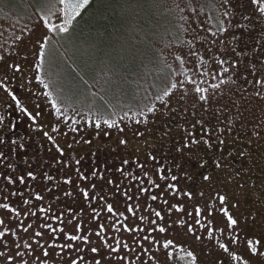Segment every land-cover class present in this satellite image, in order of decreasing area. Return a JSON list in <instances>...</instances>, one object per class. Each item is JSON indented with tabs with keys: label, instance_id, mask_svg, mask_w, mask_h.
<instances>
[{
	"label": "snow or ice",
	"instance_id": "6c2138e0",
	"mask_svg": "<svg viewBox=\"0 0 264 264\" xmlns=\"http://www.w3.org/2000/svg\"><path fill=\"white\" fill-rule=\"evenodd\" d=\"M131 4L132 0H121L118 6L122 14ZM145 4L156 8L159 7V0H145ZM251 4L256 12L264 16V0H251ZM228 5L229 0H222L220 7L224 10L220 15L224 18L230 17ZM114 6H117L114 0H37V12L45 31L35 42L38 50L34 70L35 78L44 89H48L45 97H52L50 105L57 125L52 129L53 133L68 134L62 132L59 125L72 133L81 130V123L94 126L97 130L102 124L109 128L118 127L115 120H102L99 114L93 120L91 108L83 114V119H76L82 116L81 107L89 98L97 96L92 89L103 90L110 83V54L100 45L103 40L102 21ZM82 8L89 16L90 27L81 43L76 44L67 40L76 31L75 25L71 29L69 25L74 20L78 24L77 17L84 19L79 11ZM191 12L195 14L197 9L192 8ZM57 13L65 17L59 23L54 19ZM208 19H216L213 36L228 31L224 19L212 16ZM56 37L60 38V42H54ZM64 41H67V46ZM187 44V55L194 57L196 64L193 68H185L184 56L177 55L174 61L179 62L180 71L171 64L166 65L170 79L156 97L164 106L168 105L167 98L175 91L182 90L187 94L188 86H191L199 102L207 103L210 95H216L223 85L236 83L233 77L239 71L238 63L215 56L206 59V54L196 50L192 41H187ZM61 48H64L63 52ZM2 61L4 56L0 55ZM211 63H215L218 70L210 71ZM6 69L14 73L22 72L19 63L8 64ZM250 74L254 77L252 95L257 100H264V64L260 67L252 64ZM0 88L7 91L2 78ZM10 94L28 128L43 130L41 113L30 111L21 98ZM146 109V112L135 113L142 118L135 120L137 125L141 122L147 124V113L158 111L155 106H146ZM69 111L72 115L68 114ZM128 118L126 113L122 119ZM4 121L5 117L0 115V129L13 132L17 128L16 123L5 125ZM43 135L51 141L59 158L34 161L35 166L25 159L20 171L15 157L21 152L26 154L31 136L6 138L0 135V264H29V260L35 264H48L53 256H67L64 264H135L137 261L146 264L143 256H148L151 264H169L177 249L184 253L187 264H200L196 247L204 252L211 264H249L241 249L252 256H264L260 240L249 231L255 216L247 213L234 215L230 208L236 209L239 205L232 203L227 194L215 192L206 195L202 185L211 186L212 177L201 172L200 181L188 167L193 146L205 144L211 148L210 140L197 139L195 133L189 132L183 141L174 146L177 155L172 163L165 165L161 161L167 157L158 159L150 152L144 162L135 163L137 172L126 170V166L132 163L127 159L116 168L109 167L107 163L85 166L83 158L65 155L64 147L57 142L55 135L47 130L43 131ZM137 135L143 136L144 133ZM119 143L126 145L128 141L121 139ZM186 155L189 157L187 162ZM149 161L153 165L151 168L148 167ZM207 163L204 160L198 162V166L204 169ZM215 166L220 168V162L216 161ZM53 168L56 169L55 174H52ZM57 191L60 195L56 194ZM46 194L52 202L45 203ZM65 199L78 202V208L70 205L59 208L58 205L63 204ZM151 202H156V207ZM102 213L107 223L100 222ZM28 220L32 222L26 223ZM53 220L56 226L51 222ZM113 231L121 236L123 233L128 235L126 238L108 236ZM61 236L64 243H58ZM50 249L53 250L51 253ZM153 249L156 253L165 251L167 258L156 256L152 253Z\"/></svg>",
	"mask_w": 264,
	"mask_h": 264
},
{
	"label": "rangeland",
	"instance_id": "374dc122",
	"mask_svg": "<svg viewBox=\"0 0 264 264\" xmlns=\"http://www.w3.org/2000/svg\"><path fill=\"white\" fill-rule=\"evenodd\" d=\"M114 3L117 6L110 10L112 19H104L110 21L112 28L103 25L100 45L110 54L111 80L103 90L93 88L97 96L90 97L85 106L77 104L81 107L82 116L76 119H83V114H87L91 108L93 120L99 114L102 120H115L118 127L109 128L102 124L97 130L94 126L81 123V130L72 133L59 125L67 135L52 132L57 126L50 105L52 97H45L44 93L48 89H44L35 78L34 63L38 50L35 42L45 31L37 9L29 6L22 11L0 10V55L4 56V61L0 62V78L4 79L7 86V91L0 88V115L5 117V125L9 122L17 124L13 132H8L6 128L0 129V135L6 138L31 136L26 154L21 152L15 157L20 164L18 171L24 167L25 159L35 166L34 161L59 158L51 141L44 137V130L55 135L57 142L64 147L66 156L83 158L85 166L107 163L109 167L116 168L121 166L122 160L127 159L132 163L126 166V170L137 172L139 170L135 169V163L144 162L150 152L157 155L158 159L167 157L161 163H172L177 155L174 146L183 141L187 133H195L197 139L210 140L212 147L205 144L193 146L192 158L188 163L190 171L200 181L201 172L210 175L211 186L203 184V190L206 195L219 192L230 196L231 202L239 205L236 209L230 208L234 215L247 213L255 216L249 231L255 239L260 240V250L264 251V100H257L252 95L251 82L254 77L250 74L252 64L257 67L264 64V16L254 10L251 0H229V18L220 15L224 10L220 7L222 0H159V7L156 8L147 7L145 0H132L131 7L123 14L118 6L121 0H114ZM23 5L19 7L23 9ZM192 8L197 9L195 14L191 12ZM209 16L224 19L228 31L213 36L212 33L216 32V19L209 20ZM54 19L59 23L63 15L57 13ZM74 23L72 27L75 25L76 31L67 40L80 44L89 29ZM187 41H192L202 55L206 54V59L215 56L238 63L239 71L233 77L236 83L223 85L216 95H210L207 103L199 102L191 86H188L187 94L182 90L175 91L167 98L168 105L164 106L156 97L166 88L170 79L166 65L171 64L180 71L179 62L174 61L177 55L184 56L185 68H193L196 64V59L187 55ZM54 42H60V38L56 37ZM63 43L67 46V41ZM60 51L63 52L64 48ZM12 63H19L22 72L14 73L6 69ZM209 70L216 71L218 66L211 63ZM10 93L21 98L30 111L41 113L43 130L28 128L27 122L21 120L19 108L14 105ZM146 106H155L158 111L147 113V124L141 122L137 125L135 120L142 118L135 113L146 112ZM126 113L129 118L122 119ZM68 114L72 115L70 111ZM139 132L144 135H137ZM121 139L128 143L120 144ZM221 140L223 143H220ZM204 160L208 162L207 166L200 169L198 162ZM187 161L189 157L186 155ZM216 161L220 162V168L215 166ZM152 166L149 161L148 167ZM51 171L55 174L56 169ZM132 191L135 192V189ZM56 194L60 195V192ZM49 202L52 201L46 194L45 203ZM151 203L156 207V202ZM67 205L78 208L79 203L65 199L58 206L62 209ZM103 216L102 213L100 222L107 223ZM51 222L56 226V221ZM112 235L126 238L128 234L123 233L121 236L114 231L108 233V236ZM58 243H64L62 236ZM49 251L51 253L53 250ZM195 251L200 264H211L199 247ZM240 251L249 260V264H264V256H252L243 249ZM152 253L167 258L163 250L156 253L153 249ZM67 259V256H53L48 264H64ZM142 259L146 264H151L148 256ZM29 264L35 262L29 260ZM169 264H187L184 253L177 249Z\"/></svg>",
	"mask_w": 264,
	"mask_h": 264
},
{
	"label": "trees",
	"instance_id": "16d2710c",
	"mask_svg": "<svg viewBox=\"0 0 264 264\" xmlns=\"http://www.w3.org/2000/svg\"><path fill=\"white\" fill-rule=\"evenodd\" d=\"M161 1H163V0H161ZM208 1H210V0H208ZM161 3H163V2H161ZM23 5L24 6V8L23 9H21L20 7H19V5ZM30 6V8H34V9H37V0H0V10L2 11V12H5V11H16V10H20V11H22V10H24V9H27V7H29ZM81 15H83L84 16V19L83 20H80V18L78 17V18H76V20H78L79 21V25H81L82 26V28L83 27H86V29H89V27H90V23H89V16L83 11L82 12V14ZM106 17L108 18V19H112V14H111V11H109L107 14H106ZM75 23H76V21H74ZM73 22V23H74ZM109 22L110 21H106V20H103L102 21V28H101V31L103 30V25H104V27H108L109 29H111L112 27L110 26V24H109ZM74 23V24H75ZM115 23V22H114ZM77 24V23H76ZM116 24V23H115ZM117 25V24H116ZM118 27H120L119 25H118ZM117 27V28H118ZM70 28H72V25L70 26ZM115 29V28H114ZM108 32H111V30H109Z\"/></svg>",
	"mask_w": 264,
	"mask_h": 264
},
{
	"label": "water",
	"instance_id": "95a60500",
	"mask_svg": "<svg viewBox=\"0 0 264 264\" xmlns=\"http://www.w3.org/2000/svg\"><path fill=\"white\" fill-rule=\"evenodd\" d=\"M85 7H87V6H85ZM79 11H80V13L82 14V12L84 11V9L82 8V9H80ZM64 18H65V17H63V19H64ZM77 18H78V17H77ZM74 21H75V20H74ZM74 21H73V22H74ZM71 25H72V24L69 25V28H70Z\"/></svg>",
	"mask_w": 264,
	"mask_h": 264
}]
</instances>
